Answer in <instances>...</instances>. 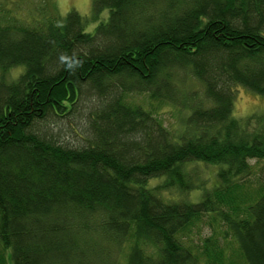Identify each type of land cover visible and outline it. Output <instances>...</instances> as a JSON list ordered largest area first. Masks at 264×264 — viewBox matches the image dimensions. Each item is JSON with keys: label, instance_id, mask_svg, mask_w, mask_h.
<instances>
[{"label": "trees", "instance_id": "16d2710c", "mask_svg": "<svg viewBox=\"0 0 264 264\" xmlns=\"http://www.w3.org/2000/svg\"><path fill=\"white\" fill-rule=\"evenodd\" d=\"M4 2L0 264H264V0Z\"/></svg>", "mask_w": 264, "mask_h": 264}, {"label": "rangeland", "instance_id": "374dc122", "mask_svg": "<svg viewBox=\"0 0 264 264\" xmlns=\"http://www.w3.org/2000/svg\"><path fill=\"white\" fill-rule=\"evenodd\" d=\"M57 13L61 17H65L70 12H76L81 17L87 19V24L85 27V32L92 33L96 26L100 22H105L108 18V10H104L99 13L96 21H92L94 19L93 14V0H54ZM4 0H0V5H4ZM9 5H7L8 7ZM11 6V5H10ZM21 13V12H20ZM21 69H13L6 74L7 80L15 79L20 73ZM141 103L140 100H137ZM160 119L165 127L169 129H174L176 126V111L174 109L164 108L160 111ZM252 115H261L264 116V95H257L249 90L244 88L237 89V93L235 95L234 106L232 117L238 120H244ZM220 166H206V165H197L194 168V172L196 177H198L202 182H205L208 187L212 186L214 183V175L218 172ZM198 182L199 180H195ZM202 190H195L189 193L188 197H184L189 200L191 203H195L201 199ZM170 199H181L182 196L176 192H172L168 194ZM203 233L208 234V229L204 228ZM124 261V260H123ZM123 261L121 264H124Z\"/></svg>", "mask_w": 264, "mask_h": 264}]
</instances>
